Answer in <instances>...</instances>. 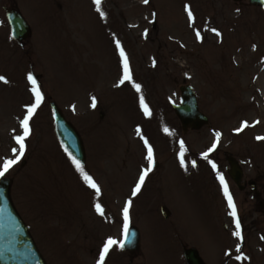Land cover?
Masks as SVG:
<instances>
[{"label": "rangeland", "instance_id": "rangeland-1", "mask_svg": "<svg viewBox=\"0 0 264 264\" xmlns=\"http://www.w3.org/2000/svg\"><path fill=\"white\" fill-rule=\"evenodd\" d=\"M99 7L93 0H0V76L8 81L0 80V169L15 158V137L35 103L31 73L43 99L29 120L24 155L4 178L45 264H99L106 241L124 232L129 200L128 225L140 234L132 264H186L190 248L203 264H264V11L248 0H100ZM6 8L31 29L21 46L10 37ZM184 79L209 119L198 131H183L171 108ZM50 102L79 133L83 172L99 192L59 145ZM149 147L153 163L133 195ZM228 157L241 167V192L227 175ZM128 260L117 243L104 264Z\"/></svg>", "mask_w": 264, "mask_h": 264}, {"label": "water", "instance_id": "water-1", "mask_svg": "<svg viewBox=\"0 0 264 264\" xmlns=\"http://www.w3.org/2000/svg\"><path fill=\"white\" fill-rule=\"evenodd\" d=\"M250 2L264 7V0H250ZM6 17L14 39L18 42L25 40L28 37L29 29L23 19L13 10L6 11ZM181 93L182 105L173 107L175 114L184 128L191 125V128L197 129L206 123V119L198 112L196 99L191 89L189 87L182 88ZM51 108L55 133L60 143L75 160L83 163L84 151L78 134L66 122L54 104H51ZM231 177L238 184L240 173L232 171ZM8 190V182H0V264H44L30 239L27 228L10 202ZM129 233V240L125 242L124 249L133 252L137 248L138 236L133 229ZM185 259L188 264H202L197 253L193 250H188L185 253Z\"/></svg>", "mask_w": 264, "mask_h": 264}, {"label": "snow or ice", "instance_id": "snow-or-ice-1", "mask_svg": "<svg viewBox=\"0 0 264 264\" xmlns=\"http://www.w3.org/2000/svg\"><path fill=\"white\" fill-rule=\"evenodd\" d=\"M144 2L145 3H148V0H144ZM93 3L95 5H97V9L96 10L98 12H100V7H99L100 0H93ZM188 14H189V19H191L192 18L191 11H189ZM101 16H103V13H101ZM217 35H219V33H217ZM116 47L118 49H120V56L124 60V76H125V79L130 80L131 77H130L129 71H128V62H127L126 57L124 56V52H123V49L121 48V46L119 44V41H117ZM0 80H3L5 83L8 82L2 76H0ZM27 80H28V82L32 86L31 87V92H32L33 96L35 97V103L31 107H29L27 109V115L21 121V127L23 129V135H17L15 137L16 143L19 145V150L17 151L16 148H13L12 149V152H13L15 158L14 159H8V160H5L4 161L3 167H2V169H0V178H4L5 175H6V173L9 172L10 168L12 166H14L15 164H17L19 162V159L23 157L24 152H25V143H24V141L28 137L29 131H30L29 130V120L32 118L35 110L40 106L41 101L43 99V95H42L41 91L39 90V88L37 86V81H36V79L34 78V76L31 73L28 74ZM133 87L136 89L137 92L140 91V85L139 84H133ZM140 106L144 110L145 114L148 115L149 114L148 113V108L145 105V102H144V98L143 97L140 98ZM92 107L93 108L96 107L95 97H93V100H92ZM137 131H139V129H137ZM165 131L167 132L168 130L165 129ZM218 136H219V133H217V137ZM258 139L264 140V137H260ZM145 144H147V141H145ZM181 146L183 147V145H181ZM147 159H148V168L144 171V173L142 175H140L139 182L137 183L136 188L134 189L133 195H135L136 193H138L140 191L141 186L144 184L145 178L148 175V170L152 166L153 156H152V149H151V147L148 148V156H147ZM204 159H207V153H205ZM72 162H73V164H75L77 170L79 172H81V174L84 176L85 182L88 184V186L90 188L95 189L96 192H99L100 191L99 188L97 187V185L95 183L92 182L91 177H89L87 174H85L83 172V168L79 164V162L77 160H75V158H72ZM180 163H181V166L183 167L184 166L183 156H181ZM192 166L193 167L196 166L194 162H193V165ZM212 167L215 169L216 168V165L213 164ZM217 176H218V179L220 180L221 186L224 189V195H225V197L228 200V206L232 210L231 213H230V215L233 217L234 220H236V210H235V206L233 204L232 197L228 193L227 185L225 184L224 178H223V176H220L219 173L217 174ZM131 203H132V201L129 200L128 201V206H126L123 209V212H124V240H123V242H119V247L121 249L124 248L125 242H128L129 236H130L129 228H128V220H129V206L131 205ZM96 207H97V211H100L101 214H103L102 211H101V209H100V207H99V205H97ZM236 229H237V231L235 232V235L237 237H239L240 236V232H239L240 223H239V220H236ZM117 243L118 242L116 240L111 239V238H109L106 241V243H105V245L103 247V250H102V252L100 253V256H99V264H104L105 257L109 253V250L112 248L113 245H117Z\"/></svg>", "mask_w": 264, "mask_h": 264}]
</instances>
